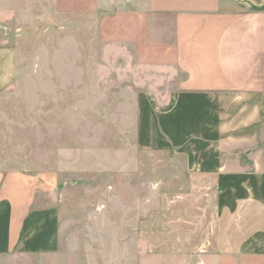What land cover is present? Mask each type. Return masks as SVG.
<instances>
[{"label":"rangeland","instance_id":"obj_1","mask_svg":"<svg viewBox=\"0 0 264 264\" xmlns=\"http://www.w3.org/2000/svg\"><path fill=\"white\" fill-rule=\"evenodd\" d=\"M172 54L171 17L149 0H0V171L49 179L32 227L52 229L51 211L58 228L54 254L0 264H264L258 250H145L141 222L160 196L187 190L188 147L168 122L183 79ZM203 222L194 219L195 241Z\"/></svg>","mask_w":264,"mask_h":264},{"label":"crops","instance_id":"obj_2","mask_svg":"<svg viewBox=\"0 0 264 264\" xmlns=\"http://www.w3.org/2000/svg\"><path fill=\"white\" fill-rule=\"evenodd\" d=\"M171 17L173 67L183 75L168 122L186 143L187 190L163 195L138 234L154 256H264V0H149ZM197 145L195 148L194 145ZM51 181L0 171V255L58 250L55 214L33 226ZM203 217L194 239V219ZM37 235L42 243L29 253ZM261 242V243H260ZM256 243L258 249L253 246ZM260 243V244H259Z\"/></svg>","mask_w":264,"mask_h":264}]
</instances>
